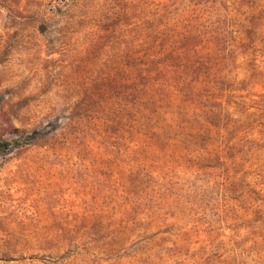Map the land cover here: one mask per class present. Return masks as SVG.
<instances>
[{"label":"rangeland","instance_id":"1","mask_svg":"<svg viewBox=\"0 0 264 264\" xmlns=\"http://www.w3.org/2000/svg\"><path fill=\"white\" fill-rule=\"evenodd\" d=\"M0 143V264H264V0H0Z\"/></svg>","mask_w":264,"mask_h":264},{"label":"trees","instance_id":"2","mask_svg":"<svg viewBox=\"0 0 264 264\" xmlns=\"http://www.w3.org/2000/svg\"><path fill=\"white\" fill-rule=\"evenodd\" d=\"M192 46L183 41L181 48L187 52ZM173 62L174 56H172V48L171 51L169 50L166 54H162L158 57L147 56L145 59L142 70V96L144 110L146 112L150 111L151 113H154L158 109H161L162 105H165L170 101L171 90H174L177 85H175L172 78L166 76V74L169 72L167 67ZM156 103L160 105L156 106ZM7 148L8 144L0 143V154L6 152Z\"/></svg>","mask_w":264,"mask_h":264}]
</instances>
